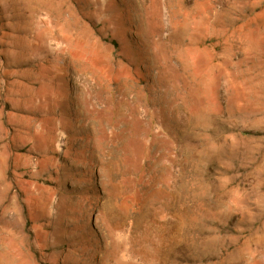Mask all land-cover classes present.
<instances>
[{
	"label": "rangeland",
	"instance_id": "rangeland-1",
	"mask_svg": "<svg viewBox=\"0 0 264 264\" xmlns=\"http://www.w3.org/2000/svg\"><path fill=\"white\" fill-rule=\"evenodd\" d=\"M0 264H264V0H0Z\"/></svg>",
	"mask_w": 264,
	"mask_h": 264
}]
</instances>
